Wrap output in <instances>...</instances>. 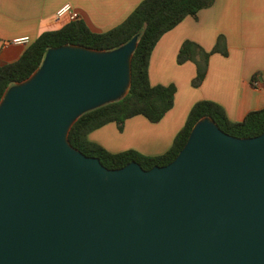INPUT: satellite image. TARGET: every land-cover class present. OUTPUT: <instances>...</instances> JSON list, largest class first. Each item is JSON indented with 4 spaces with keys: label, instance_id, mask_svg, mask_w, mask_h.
Wrapping results in <instances>:
<instances>
[{
    "label": "water",
    "instance_id": "water-1",
    "mask_svg": "<svg viewBox=\"0 0 264 264\" xmlns=\"http://www.w3.org/2000/svg\"><path fill=\"white\" fill-rule=\"evenodd\" d=\"M138 39L50 48L6 90L0 264H264V132L238 138L204 117L150 170L108 169L71 145L83 114L129 93Z\"/></svg>",
    "mask_w": 264,
    "mask_h": 264
},
{
    "label": "crops",
    "instance_id": "crops-1",
    "mask_svg": "<svg viewBox=\"0 0 264 264\" xmlns=\"http://www.w3.org/2000/svg\"><path fill=\"white\" fill-rule=\"evenodd\" d=\"M141 1L0 0V66L18 61L42 33L70 22L56 17L66 4L93 32L103 33L122 23ZM219 36L225 38L227 54L210 55L207 75L194 87L196 66L192 62L178 64L179 49L184 41L192 40L209 52ZM26 37L27 42H14ZM148 69L152 85L176 86L173 108L158 123L143 116L131 118L122 132L109 123L89 134L92 142L113 153L136 150L158 156L171 147L199 101L220 104L232 121H242L248 113L264 109V0H216L197 18L186 17L161 37Z\"/></svg>",
    "mask_w": 264,
    "mask_h": 264
},
{
    "label": "trees",
    "instance_id": "trees-1",
    "mask_svg": "<svg viewBox=\"0 0 264 264\" xmlns=\"http://www.w3.org/2000/svg\"><path fill=\"white\" fill-rule=\"evenodd\" d=\"M215 1L142 0L122 23L107 32H93L79 18L58 30L44 32L27 47L18 61L0 66V101L10 86L24 81L41 66L50 48L81 45L107 51L128 43L138 35V46L132 59L129 93L122 100L83 114L69 133V141L74 148L88 157L99 158L108 169L122 168L135 161L143 169L150 170L155 166L171 163L186 144L193 126L204 117L213 119L222 131L231 136L256 137L264 132V109L248 113L242 121H232L220 104L202 100L192 107L185 125L175 136L171 147L161 155L148 156L136 150L113 153L89 139L90 133L109 123H115L122 132L126 121L136 116H143L152 123H158L164 118L174 106L176 86L150 83L148 68L152 52L164 34L188 16L197 18L201 10L211 7ZM224 44V36H219L214 48L207 52L192 40L182 43L177 54V63H194V87L203 83L208 72L210 55L217 52L227 54ZM259 77V74L255 75L253 80L256 81Z\"/></svg>",
    "mask_w": 264,
    "mask_h": 264
},
{
    "label": "built area",
    "instance_id": "built-area-1",
    "mask_svg": "<svg viewBox=\"0 0 264 264\" xmlns=\"http://www.w3.org/2000/svg\"><path fill=\"white\" fill-rule=\"evenodd\" d=\"M56 17L58 18V20L63 18H68L69 21H74L78 18V15L73 11L70 4H66L57 11ZM28 40L29 38L26 37V38L14 40V42L22 43V42H27Z\"/></svg>",
    "mask_w": 264,
    "mask_h": 264
}]
</instances>
